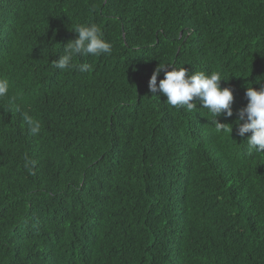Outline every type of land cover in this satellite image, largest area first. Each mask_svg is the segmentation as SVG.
<instances>
[{
	"label": "trees",
	"instance_id": "trees-1",
	"mask_svg": "<svg viewBox=\"0 0 264 264\" xmlns=\"http://www.w3.org/2000/svg\"><path fill=\"white\" fill-rule=\"evenodd\" d=\"M91 24L111 54L55 68ZM165 65L226 80L231 134L149 92ZM0 79V264H264V152L236 124L264 84V0H0Z\"/></svg>",
	"mask_w": 264,
	"mask_h": 264
},
{
	"label": "clouds",
	"instance_id": "clouds-1",
	"mask_svg": "<svg viewBox=\"0 0 264 264\" xmlns=\"http://www.w3.org/2000/svg\"><path fill=\"white\" fill-rule=\"evenodd\" d=\"M72 32L76 34L74 40H70L63 45V53L59 54V59L54 60V67L64 71L78 68L80 72L91 73L92 65L88 63L75 64L77 57L93 56L98 57L104 54H111L112 45L103 38L101 29L96 24L77 25ZM157 67L152 73L148 88L152 94L159 92L166 97V103L174 108H183L191 113L197 109L198 102L213 119L211 123L217 133L230 132V124L221 123L218 117L223 115L225 118L233 116L232 104L234 101L233 91L230 88L221 87V75L217 72L206 74L205 72L188 73L184 67L176 68L171 66V70ZM164 71V78L157 83V77ZM226 81V80H225ZM260 82V81H259ZM258 82V83H259ZM9 81L0 79V98L9 94ZM245 96L247 104L238 110L237 115V134L245 137L249 151L264 152V84L258 89L247 87ZM196 101V102H194ZM10 111L21 113L24 124L27 126L29 134L37 136L41 132V122L27 112H21L19 104L15 103V98L10 100ZM25 166H35V161L25 158Z\"/></svg>",
	"mask_w": 264,
	"mask_h": 264
}]
</instances>
